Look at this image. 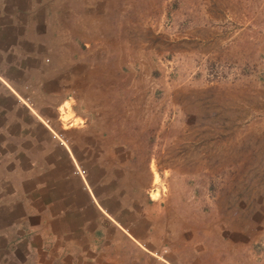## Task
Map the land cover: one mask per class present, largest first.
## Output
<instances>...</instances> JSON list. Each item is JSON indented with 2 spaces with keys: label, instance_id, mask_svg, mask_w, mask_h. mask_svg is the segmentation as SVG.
I'll list each match as a JSON object with an SVG mask.
<instances>
[{
  "label": "rangeland",
  "instance_id": "rangeland-1",
  "mask_svg": "<svg viewBox=\"0 0 264 264\" xmlns=\"http://www.w3.org/2000/svg\"><path fill=\"white\" fill-rule=\"evenodd\" d=\"M2 3L0 22H15L6 28L0 80L18 97L0 89V99L22 110L15 116L6 104L0 120L13 136L27 134L10 157L3 139L0 189L11 183L26 199L27 159L51 146L52 156L84 171L82 184L100 177L96 191L116 230L124 223L157 248L165 240L179 264H264V0ZM41 121L63 134L68 150ZM35 129L41 134L32 144ZM18 163L23 172L12 169ZM112 176L132 188H114ZM20 222L0 220V248ZM25 246L15 247L19 261L0 251V264L31 263Z\"/></svg>",
  "mask_w": 264,
  "mask_h": 264
},
{
  "label": "crops",
  "instance_id": "crops-1",
  "mask_svg": "<svg viewBox=\"0 0 264 264\" xmlns=\"http://www.w3.org/2000/svg\"><path fill=\"white\" fill-rule=\"evenodd\" d=\"M8 1L10 5L14 7L15 4H21L24 0H6V2ZM2 2L5 3V0H0V5L3 4ZM39 17L41 21H43L44 15H40ZM14 22L15 21H12V24L9 26H7L6 22H0V65L4 57L2 55L3 45L6 42V36L8 34L6 28H11ZM19 66L20 65L16 64L14 70L23 72L25 68H19ZM0 76H2L1 70ZM0 81L3 84H0V89L5 92L6 96L16 95V97H18L11 86L5 83V81ZM5 95L0 92V96L4 97ZM6 104L7 102H5V100L2 102L0 99V111H4ZM7 105H9L8 107L14 115L15 110L19 109V107L22 110V104L17 105L15 101ZM43 107L47 109V113L50 114L51 106L44 105ZM28 109L35 118H42L41 112L38 111L39 107L32 106ZM5 119L8 118L6 117ZM48 119L50 120L51 118L49 117ZM41 122L44 124L43 121ZM79 122H81V120H79ZM4 125H6V122L0 120V156L7 154V151H1L4 147L2 146L4 143L3 139L7 138L8 143L13 146L14 149L12 152L8 153L10 157L17 154L19 150V152H21L22 148L20 145L22 144V140L26 138L24 136L27 134V131H24V133L21 134L22 136L20 134H15L13 136L11 132L3 130ZM72 125L73 124H69V127ZM44 126L48 130H46V136L50 138L53 143L68 150L67 139L64 138L63 134L54 132L47 124H44ZM36 127H39L38 123H36ZM35 130L28 138L31 140L32 144H36V138L41 134ZM42 137L43 133L41 139L44 140ZM82 145L85 147V150L91 152L95 149V144L83 142ZM47 149L48 150L44 151V153L36 155V159H32L35 161H30L32 157H35L34 154L31 156L30 160L27 159L25 169L30 168L32 170V173L30 172L32 176L30 175V177L33 183L27 192L28 194L24 193L27 194L26 199L23 198L22 193L13 191L11 183L9 186H7L6 182L1 185L4 189H0V220L3 219V217L21 220L20 224L16 225V228L13 227L10 232L7 230L12 239L9 241L6 240L7 242L0 248V251H4L1 258L5 257L8 262L13 260L19 261L22 256L15 247L18 242L25 241L26 246L24 251L26 252H24V255L27 251L28 253L24 258L26 259L28 257L29 260L31 259V263L27 264H44V259L48 256H51V261H47L46 264L180 263L179 261L176 263L174 254L171 253L169 255L170 248L165 240L160 242L159 246L161 248H157V245H146L145 241L139 239L138 234L133 233L132 229L129 230L127 228L128 226L124 225V223L118 221V224L122 225V229L121 231L116 230L113 225L106 220L108 216L103 212L105 206L103 201L99 198L100 191H96L97 189H101V186L104 185L100 184V177H94L93 180H89L88 175L85 178L86 182L82 184L83 180L75 173L76 171L74 172V169H78L76 162L72 158L71 160L64 158L61 154L57 157L52 156L51 146ZM60 159V165L56 164ZM1 160L2 158L0 162ZM96 161H98V158L93 159V162ZM116 162H119V159L114 160L112 167H114ZM0 164L3 165V163ZM91 164L93 163L91 162ZM12 169L15 171L21 170L23 172L24 167L22 163H18L15 164ZM147 171L151 176L149 164L147 165ZM111 178L110 180L114 188H119L120 190H123L124 187L127 190L132 188L130 184L124 185L115 181L120 178L116 179L113 176ZM152 179L153 176H151L148 183H151ZM24 182L26 181L23 179L19 182L16 181V187H19V185H22ZM45 185L46 190L44 189ZM141 194H144L143 190H141ZM144 198L147 203H152V200H150L148 196L146 197L144 195ZM120 218L123 219L122 217ZM47 219L55 221L52 224V229L50 228V231H41V226L43 223L45 224ZM6 225H12V223H6ZM9 242L13 244L10 245ZM28 242H30V245ZM165 246H168L169 250L167 247L165 248ZM10 252L14 254L12 255Z\"/></svg>",
  "mask_w": 264,
  "mask_h": 264
},
{
  "label": "trees",
  "instance_id": "trees-1",
  "mask_svg": "<svg viewBox=\"0 0 264 264\" xmlns=\"http://www.w3.org/2000/svg\"><path fill=\"white\" fill-rule=\"evenodd\" d=\"M76 43H77V47H78V49H79L80 51L85 50V47H84L82 44H80V43H78V42H76ZM125 70H126V68H125L124 66H121V67H120V71H121V72H125Z\"/></svg>",
  "mask_w": 264,
  "mask_h": 264
},
{
  "label": "built area",
  "instance_id": "built-area-1",
  "mask_svg": "<svg viewBox=\"0 0 264 264\" xmlns=\"http://www.w3.org/2000/svg\"><path fill=\"white\" fill-rule=\"evenodd\" d=\"M80 177L84 174V171L76 169V172Z\"/></svg>",
  "mask_w": 264,
  "mask_h": 264
}]
</instances>
